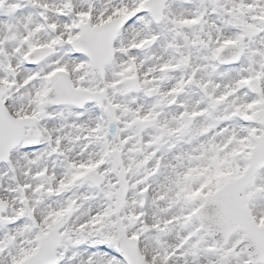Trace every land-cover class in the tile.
Instances as JSON below:
<instances>
[{"label":"snow or ice","instance_id":"1","mask_svg":"<svg viewBox=\"0 0 264 264\" xmlns=\"http://www.w3.org/2000/svg\"><path fill=\"white\" fill-rule=\"evenodd\" d=\"M0 264H264V0H0Z\"/></svg>","mask_w":264,"mask_h":264}]
</instances>
